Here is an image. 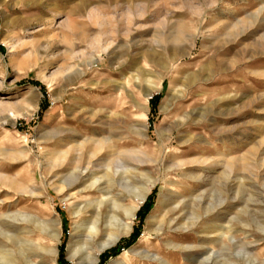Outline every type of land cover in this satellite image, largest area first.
Segmentation results:
<instances>
[{"label":"rangeland","instance_id":"374dc122","mask_svg":"<svg viewBox=\"0 0 264 264\" xmlns=\"http://www.w3.org/2000/svg\"><path fill=\"white\" fill-rule=\"evenodd\" d=\"M145 78L158 84L147 99ZM108 132L102 188L80 191L91 178L70 184L72 161ZM88 200L83 226L101 201L96 242L113 202L118 217L137 205L95 264H247L249 241L262 264L264 0H0L1 264H86L68 243Z\"/></svg>","mask_w":264,"mask_h":264},{"label":"bare ground","instance_id":"6f19581e","mask_svg":"<svg viewBox=\"0 0 264 264\" xmlns=\"http://www.w3.org/2000/svg\"><path fill=\"white\" fill-rule=\"evenodd\" d=\"M62 14L61 11L57 12L56 15H60ZM53 20H50V23L48 26H51L53 24L52 22ZM145 80L148 82V79L145 78ZM173 83V81H172ZM171 83V84H172ZM158 88V84L157 83H150L148 82V84L143 88V92L145 95V98L147 99L150 94L151 91H153L154 89ZM166 98L161 102L160 104V110L164 111L167 109L168 106V102L170 100V98L173 97V93L171 92V90L168 91V93L166 94ZM135 108V107H134ZM136 109L138 110H147V105L146 104H142V103H137L136 104ZM145 116V115H144ZM145 118V117H143ZM129 130H131L137 140L139 141V143L143 144L144 143V138L146 137V125L142 122V120L139 121H134L133 123L131 122L129 125ZM163 129L162 128H157L156 129V133L158 134V136H161L163 134ZM111 136L112 133L108 132L107 137L102 138L99 141H94V140H90L88 142H90L91 145H89L88 149H87V153L88 156L87 158H85V160L83 161L80 157H75L73 159V168L71 170V180H70V184H75L78 183L79 178H81L82 176H90L91 180L89 181L88 185H86L85 187L83 186L80 191L82 189L85 188H98L99 190H101L100 187L98 186V182H99V177L95 176V172H96V168L99 166L98 162L94 161L93 158L95 156V153L97 151V149L99 148H105L107 149V151H111L113 148V144L111 143ZM115 150V149H114ZM123 150V149H122ZM109 157V156H107ZM102 178V177H101ZM85 179V178H84ZM82 181V179H81ZM147 188L144 189V191L140 194H136V199L138 202H141L145 196V192H146ZM104 192V191H103ZM75 193H70L69 197H75ZM103 200V199H102ZM93 200H88L85 202H81V201H76L72 207V215L75 218L74 223H73V232H75L78 229H81L82 227L86 229V233H85V237L83 239V241L81 242V244H78L80 241L77 240L74 236V233L72 232V237L68 243V253L71 256H77L78 254H80L81 252L83 253V255L81 256V258H85L87 260L86 264H95L96 260H97V256L98 254L108 248L109 246L113 245L116 240L119 238V236L121 234H124L126 232H128V230L131 227V222H132V218L134 216L133 212L134 210L137 208V205H127V206H118L116 205V207H120L123 216L122 217H118V215L116 214V208H115V202H113L114 204L112 205V207L110 208L111 212H107L106 215L104 216L103 222H104V228H105V233L101 236V238L96 242L95 237H97V235L100 232V228H99V210H100V206H101V201H99L95 205V208L93 210V213L91 215V220L89 222V224L86 225H82L83 221L80 223V217L83 213V209L92 204ZM82 228V229H83ZM211 228V227H210ZM159 228H156L155 230H158ZM203 230V229H202ZM219 238V237H218ZM217 238V240H219ZM247 236L244 235L243 239H246ZM229 240H233L232 238H229ZM86 242H93L95 244V247H86L85 243ZM250 243L252 242H244V244H242L241 246V251L243 253V261L246 262L247 264H257L256 258L258 257L259 253L254 252V245L251 244L250 250L249 247L247 246L248 244L250 245ZM134 249H131L130 251H132ZM1 251V249H0ZM4 251V250H2ZM135 251V250H134ZM135 254H142L143 256L149 257L151 259H155L157 258L155 254H149L147 251L145 250H140V251H135ZM207 254V258H213L214 262L217 261V251L213 248V247H207L206 248V253ZM117 258V257H116ZM121 258V257H120ZM184 258V257H183ZM3 264H15L12 261H8L6 262L5 259L2 260ZM193 262V260H191ZM123 261H121L119 258L117 259H113L111 260L108 264H124L122 263ZM161 264H168L165 261H161ZM191 262V263H192ZM199 263V262H198ZM1 264V261H0ZM189 264V263H188ZM262 264H264V259Z\"/></svg>","mask_w":264,"mask_h":264},{"label":"trees","instance_id":"16d2710c","mask_svg":"<svg viewBox=\"0 0 264 264\" xmlns=\"http://www.w3.org/2000/svg\"><path fill=\"white\" fill-rule=\"evenodd\" d=\"M133 236L132 237H134V236H136L137 235V232L135 231V232H133V234H132Z\"/></svg>","mask_w":264,"mask_h":264}]
</instances>
